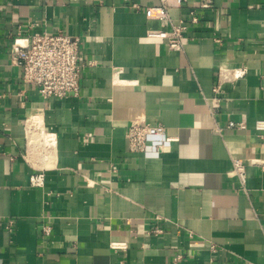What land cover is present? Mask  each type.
<instances>
[{
  "label": "crops",
  "instance_id": "1",
  "mask_svg": "<svg viewBox=\"0 0 264 264\" xmlns=\"http://www.w3.org/2000/svg\"><path fill=\"white\" fill-rule=\"evenodd\" d=\"M188 3L158 19L143 8L159 0H0V219L14 221L0 264H264V168L246 164L245 190L230 174L232 158L264 159V0ZM180 21L172 51L154 34ZM57 30L81 36L85 65L76 96L43 100L10 49ZM137 116L170 140L130 152ZM26 118L54 144H34Z\"/></svg>",
  "mask_w": 264,
  "mask_h": 264
},
{
  "label": "built area",
  "instance_id": "2",
  "mask_svg": "<svg viewBox=\"0 0 264 264\" xmlns=\"http://www.w3.org/2000/svg\"><path fill=\"white\" fill-rule=\"evenodd\" d=\"M189 5L188 0H159V4L143 8L144 13L149 18L168 19L167 10L170 6ZM207 6V4L201 5ZM136 9L139 6H135ZM193 9V8H192ZM191 9L190 22H197V17ZM186 29L184 22L171 24V28L167 32L154 34L159 38L167 39V47L172 51H180L183 49V31ZM81 36H70L63 31L54 32L40 31L34 32L25 39H15L11 45L10 55L12 63L20 69V77L26 84L33 85L37 88L40 97L43 100L52 98H63L69 94L76 96L79 91V83L81 71L85 65L81 58ZM243 70H237L234 77H240ZM220 85L217 84L213 91L219 93ZM219 99L216 96L214 108L218 107ZM28 118L25 120L26 135L34 136V144L42 149H47L54 144V135L45 129L42 120L36 121L27 126ZM125 131V140L128 150L133 153L144 152L147 148L149 138L151 136H165L166 140H170L166 136V129L162 124H150L142 117H136L130 120ZM230 128H244L243 124L228 122ZM260 138V146L264 148V121H258L255 124ZM246 164L259 166L264 168V159L252 156L245 160L241 158H232V168L230 174L238 177L243 190L245 182V166ZM29 184L32 187H41L44 182V174L37 170L29 176ZM13 219H0V230L12 233ZM160 228L155 227L151 232L159 233ZM41 233L46 238L50 233V226L43 225ZM114 247L119 246L113 244ZM213 249L214 246L211 245ZM183 254L177 252L172 258L173 264L181 262Z\"/></svg>",
  "mask_w": 264,
  "mask_h": 264
}]
</instances>
